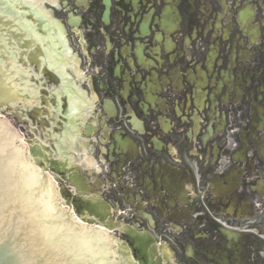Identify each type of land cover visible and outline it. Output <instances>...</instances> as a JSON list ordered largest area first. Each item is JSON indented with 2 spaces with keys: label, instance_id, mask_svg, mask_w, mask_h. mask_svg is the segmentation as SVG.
I'll list each match as a JSON object with an SVG mask.
<instances>
[{
  "label": "flooded vegetation",
  "instance_id": "flooded-vegetation-1",
  "mask_svg": "<svg viewBox=\"0 0 264 264\" xmlns=\"http://www.w3.org/2000/svg\"><path fill=\"white\" fill-rule=\"evenodd\" d=\"M52 7L43 68L91 102L105 201L153 264H264V0Z\"/></svg>",
  "mask_w": 264,
  "mask_h": 264
},
{
  "label": "water",
  "instance_id": "water-1",
  "mask_svg": "<svg viewBox=\"0 0 264 264\" xmlns=\"http://www.w3.org/2000/svg\"><path fill=\"white\" fill-rule=\"evenodd\" d=\"M0 1V110L9 111L17 118L16 106L26 107L28 111L21 110V113L34 123L39 119L37 116L40 113L45 112L47 117L49 113L28 98V89L24 85L26 72L20 65L27 67L29 63L37 67L40 62H34V58L40 55V50L28 31L31 24L26 18L28 9L24 10L21 6L27 4L32 12L43 10L44 18L40 13L35 16L39 17L46 28L47 13L42 5L44 2L54 4L57 0ZM52 26L48 27L49 31L44 38L50 39L49 44L54 43L56 46ZM61 69L63 70L62 67ZM42 71L44 74H52L46 69ZM55 73L60 75L58 68ZM60 76L56 89L57 98L61 101L67 95L68 102L71 98L68 80H64L62 74ZM43 101L44 106L52 112L48 100L44 98ZM34 104L37 107H31ZM69 113L70 110L66 113L68 119L73 117V112L68 116ZM37 121L39 124L40 121ZM27 143L30 145L25 148L15 127L0 118V264H135L133 261L138 264H153L148 234L135 230L121 233L120 240L127 245L132 261L128 257L121 258L126 253L114 249L107 233L98 231L107 238L95 236L93 232L96 230L88 229L90 233L80 222L67 220L70 216L56 207L52 183L46 174L47 170L60 172L57 168H62L64 164L52 159L46 147L31 145L30 140ZM84 144L85 140L82 139L79 151L89 155ZM57 155L62 156L63 152L59 151ZM27 156L30 157V162L42 169V173L29 164ZM85 162L87 165L83 169L90 176L91 183L100 186L96 173L91 170L92 160L85 159ZM71 185L83 190L75 182ZM71 205L80 215L96 217L103 223L109 215L107 206L95 199L74 196ZM108 223L111 224L110 219Z\"/></svg>",
  "mask_w": 264,
  "mask_h": 264
},
{
  "label": "bare ground",
  "instance_id": "bare-ground-1",
  "mask_svg": "<svg viewBox=\"0 0 264 264\" xmlns=\"http://www.w3.org/2000/svg\"><path fill=\"white\" fill-rule=\"evenodd\" d=\"M56 205H57V203H56ZM60 210H61V208H60ZM61 211H63V210H61ZM66 216V215H65ZM68 217V216H67ZM67 220H71V221H78V222H80L86 229H87V231H88V229H91L90 228V226H88L87 224H84V223H82L81 221H80V219H78L77 217H75L74 216V218L73 217H68L67 218ZM94 230H96V232H93L94 234H95V236H100V237H104V238H107L106 236H103L100 232H98V231H101V232H103V234L104 233H107V235L109 234V231L108 230H106L105 228H103L102 226H97L96 225V227H94ZM88 232H90V231H88ZM91 233V232H90ZM110 241H111V243L113 244V247H114V249H116L117 248V245H118V242L116 241V239H114L113 237L112 238H110ZM129 257H130V255L129 254H127Z\"/></svg>",
  "mask_w": 264,
  "mask_h": 264
},
{
  "label": "rangeland",
  "instance_id": "rangeland-1",
  "mask_svg": "<svg viewBox=\"0 0 264 264\" xmlns=\"http://www.w3.org/2000/svg\"><path fill=\"white\" fill-rule=\"evenodd\" d=\"M3 119V118H2ZM7 121H8V123L9 124H11V125H13L14 127H15V129L17 130V132H18V136H19V138L21 137V138H24L25 140H26V132L25 131H23L20 127H19V123L17 124L15 121H13L12 119H9V117L7 118ZM25 135V136H24ZM85 159H91L92 160V163H94V159L91 157V156H89V155H85ZM95 166V165H94ZM98 172V171H97ZM57 201V200H56ZM64 202V201H63ZM57 206H59V207H61L62 208V210H64L66 213H67V215H69L68 214V212H69V210H67V209H65L64 207V203L62 204V206H61V204H60V201L58 200L57 201ZM70 213V215L72 214L71 213V211L69 212ZM73 216V215H72ZM74 216H76L75 214H74ZM115 219V218H114ZM84 224H87V223H84ZM115 234V232H113V234H112V237H113V235ZM116 236V235H115ZM114 236V237H115ZM116 238H117V236H116Z\"/></svg>",
  "mask_w": 264,
  "mask_h": 264
}]
</instances>
